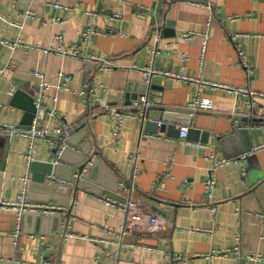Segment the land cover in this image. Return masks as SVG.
<instances>
[{"label": "crops", "instance_id": "0c3cea01", "mask_svg": "<svg viewBox=\"0 0 264 264\" xmlns=\"http://www.w3.org/2000/svg\"><path fill=\"white\" fill-rule=\"evenodd\" d=\"M67 45L82 56L58 49ZM146 67L194 79L147 81ZM217 85L260 94L252 103L264 110V0H0V122L67 123L74 143L53 136L62 148H98L110 168L95 169L101 189L75 190V165L57 160L50 141L31 151L27 136L0 133V200L25 191L31 204L61 208L24 212L19 232L16 211L1 209L0 264H264V114H251L248 92ZM198 94L212 110H158L155 126L131 110L137 95L191 110ZM106 105L128 113L116 135ZM182 125L196 131L184 141ZM108 198L140 199L157 229L123 234L127 211Z\"/></svg>", "mask_w": 264, "mask_h": 264}, {"label": "built area", "instance_id": "2783aa9c", "mask_svg": "<svg viewBox=\"0 0 264 264\" xmlns=\"http://www.w3.org/2000/svg\"><path fill=\"white\" fill-rule=\"evenodd\" d=\"M95 32V27L91 26L87 29V31L84 33V38L89 39L91 34ZM187 37L189 35H186ZM59 40H63L62 35H58ZM64 55H71L74 57L77 56H82V53H80L77 49L76 45H67L64 47H59L58 48ZM103 67L105 69H109V64L108 61L103 59ZM143 77L145 80L149 81L152 76L157 75V74H162L170 77H177L183 80H193V77H190L186 74H177L172 71H162L159 69L151 68V67H146L142 69ZM41 77L43 76V73H38ZM60 76H64L63 73H60ZM66 80L70 79V76L65 75L64 76ZM39 90L36 91L37 95H41L42 92H44L47 88V84L42 81L39 85ZM218 87H224L228 89L229 91H246L249 93V96L251 97V100H249V105L251 106L252 115H263L264 110L262 107L260 108H254L253 103H252V97L257 96L260 94H257L256 92L253 91H247V89L243 87H238V86H230V85H217ZM97 87H93V91H96ZM93 93V92H92ZM264 96V95H263ZM142 99L146 101V97L142 96ZM36 107L39 110L41 108L40 103L36 102ZM213 107V102L211 99L207 97H203L200 94H198L193 101L190 104V109H191V114H193L196 111L199 110H212ZM100 110H104L106 112H109L115 116L118 117L119 122L117 124V129L115 131V135L118 134V127L121 125L122 118L124 115H127L125 111L121 107L118 106H112V105H106L103 106ZM51 113H54L53 110H51ZM37 118L39 117V114H37ZM37 118H35L33 124L30 127H17L9 123H4L0 122V133L3 132H16L20 133L22 135L27 136L30 139V148L31 151L34 150V141L37 139H45L50 141V144L53 149H57V151L60 153L61 148H62V140H57L56 138H53V136H65L67 137L71 127L67 123H59L58 126L54 128H50L49 126H40L37 124ZM189 130V127L187 125H182L180 127V135L182 138V141H184L185 136L187 135ZM264 146V145H263ZM27 158L29 162L33 161V155L31 152L28 153ZM225 162H227L226 159H220L217 161V165H223ZM212 175L211 178L207 181V187L208 189L211 188L212 186ZM108 202H112L115 204H118L120 207H123L127 211V220L126 224L123 228V234H131L133 231L141 230L140 228L143 227V225H147L146 228L149 231H154L157 229L158 224H159V218L157 215L154 214H148L143 203L141 202L140 199H130L126 203H122L117 200H111L107 199ZM3 208H9V209H14L16 211V216H17V232L20 231L21 229V218L24 212L26 211H34L37 213H43L46 215L58 212L61 208L55 206V205H43V204H31L27 201L26 199V194L25 191H22L15 200L12 201H7V200H0V210ZM146 221V223H144ZM254 258V256H252Z\"/></svg>", "mask_w": 264, "mask_h": 264}, {"label": "water", "instance_id": "95a60500", "mask_svg": "<svg viewBox=\"0 0 264 264\" xmlns=\"http://www.w3.org/2000/svg\"><path fill=\"white\" fill-rule=\"evenodd\" d=\"M33 99V98H32ZM137 106L134 107L133 109H131L133 112H140L142 111V116H143V120L146 126H155L157 124L156 121H153L151 118L154 116H160V112L158 113L157 111H164L166 110H175V111H182L183 113H186L190 116L191 110L189 109H172L171 107H164V106H160V107H152L150 105L147 104V100L144 101L142 99V95H137L136 96V101ZM33 116L35 115L36 112V107L35 104L33 102ZM162 115V114H161ZM187 120V117H185L184 121L181 122H185ZM32 122V121H31ZM31 122L29 121V124L27 126H23V127H30L31 126ZM178 122V121H177ZM180 122V121H179ZM178 122V123H179ZM165 126V123H162V128ZM85 125L82 124V126H80L78 129L80 128H84ZM77 129V130H78ZM195 129L193 127L190 128V130H188V134L189 135H193L195 133ZM74 132L69 133L68 137H66L65 141L67 143H74L72 140V135ZM91 142V140L89 139L88 142ZM69 145H66L62 148L61 152L59 153L57 151V149H54V157H56L57 160L59 161H66L69 163H72L75 165V190H78L80 187L82 188H90L91 190H94L95 187L98 188H102L104 185L103 183H101L99 181V178L95 176V169L97 167H102L103 170H107L110 171L109 166L106 165L105 160L102 159V152L100 149H91L90 151L85 150L83 148H80L81 151H75L74 149H72ZM75 145V144H74ZM69 151H75V154L77 155L76 159L74 161H71L67 158V154ZM33 164V163H32ZM51 167H54L55 165H57V163L53 162V163H49ZM52 172V171H49ZM73 176V178H74ZM72 178V180H73ZM117 187L115 189H113L112 193H109L111 196L115 197V199L117 197H119V195L116 193L119 189V185L117 182ZM38 217H41V215L39 214Z\"/></svg>", "mask_w": 264, "mask_h": 264}]
</instances>
